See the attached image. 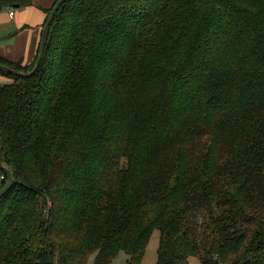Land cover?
I'll return each mask as SVG.
<instances>
[{"label": "trees", "instance_id": "obj_1", "mask_svg": "<svg viewBox=\"0 0 264 264\" xmlns=\"http://www.w3.org/2000/svg\"><path fill=\"white\" fill-rule=\"evenodd\" d=\"M59 10L0 72V264H143L155 231L156 264H264V0Z\"/></svg>", "mask_w": 264, "mask_h": 264}, {"label": "crops", "instance_id": "obj_2", "mask_svg": "<svg viewBox=\"0 0 264 264\" xmlns=\"http://www.w3.org/2000/svg\"><path fill=\"white\" fill-rule=\"evenodd\" d=\"M56 2L36 0L30 7L16 9L13 18L10 10L0 12V33L5 32L0 34V58L12 62L22 61V65L30 66L42 42L47 11Z\"/></svg>", "mask_w": 264, "mask_h": 264}, {"label": "water", "instance_id": "obj_3", "mask_svg": "<svg viewBox=\"0 0 264 264\" xmlns=\"http://www.w3.org/2000/svg\"><path fill=\"white\" fill-rule=\"evenodd\" d=\"M68 0H59L58 3L55 5V7L52 9L53 11L51 12V14L49 15L47 22H46V26L43 30V34H42V44H41V50H40V56L38 58V61L35 65V67L33 68V71L31 73H21L19 71H14L11 70L10 68L4 66V65H0V72H4L6 74H10L14 77H20V78H31L37 71L38 68L44 58V53L46 50V46L48 43V37H49V33L51 30V24L53 23V21L55 20L57 14L59 13V9L60 7ZM15 8H18V6H15ZM5 151H6V146L4 145V142L0 136V169L6 174L8 175V181L5 184V186L0 190V201L3 197L6 196V194L10 191V189L15 185L16 183V179L14 177V175H12L11 170L4 165V155H5Z\"/></svg>", "mask_w": 264, "mask_h": 264}, {"label": "rangeland", "instance_id": "obj_4", "mask_svg": "<svg viewBox=\"0 0 264 264\" xmlns=\"http://www.w3.org/2000/svg\"><path fill=\"white\" fill-rule=\"evenodd\" d=\"M10 31V30H8ZM6 31V32H8ZM1 33H5V32H1ZM0 33V34H1ZM13 82V80L7 76L4 75H0V85H4V84H11ZM159 240H160V232L155 231V233L153 234V236L151 237V240L149 242V247L147 248V252L143 258V264H156L157 262V252H158V248H159ZM94 258L95 256L90 258V263L89 264H93L94 263ZM130 257L121 252L114 260L111 264H126L128 259ZM187 264H202L201 263V258L199 257H191L189 258V262Z\"/></svg>", "mask_w": 264, "mask_h": 264}, {"label": "built area", "instance_id": "obj_5", "mask_svg": "<svg viewBox=\"0 0 264 264\" xmlns=\"http://www.w3.org/2000/svg\"><path fill=\"white\" fill-rule=\"evenodd\" d=\"M10 12H11V17L13 18L15 16V11L11 10ZM5 179H6V175L0 174V187L5 182Z\"/></svg>", "mask_w": 264, "mask_h": 264}]
</instances>
